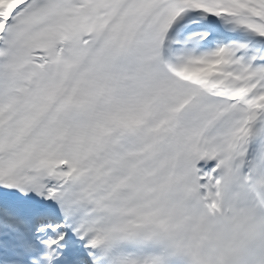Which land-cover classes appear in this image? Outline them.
<instances>
[{"label":"snow or ice","instance_id":"snow-or-ice-1","mask_svg":"<svg viewBox=\"0 0 264 264\" xmlns=\"http://www.w3.org/2000/svg\"><path fill=\"white\" fill-rule=\"evenodd\" d=\"M0 264H264V0H0Z\"/></svg>","mask_w":264,"mask_h":264}]
</instances>
